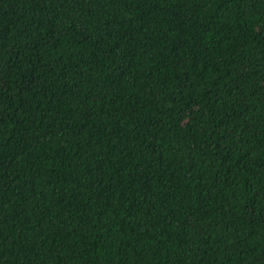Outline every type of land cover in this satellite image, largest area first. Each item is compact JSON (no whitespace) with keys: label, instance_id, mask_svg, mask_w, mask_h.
Returning a JSON list of instances; mask_svg holds the SVG:
<instances>
[{"label":"trees","instance_id":"1","mask_svg":"<svg viewBox=\"0 0 264 264\" xmlns=\"http://www.w3.org/2000/svg\"><path fill=\"white\" fill-rule=\"evenodd\" d=\"M0 264H264V0H0Z\"/></svg>","mask_w":264,"mask_h":264}]
</instances>
